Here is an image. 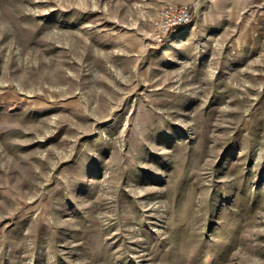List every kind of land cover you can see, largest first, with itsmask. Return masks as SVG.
I'll use <instances>...</instances> for the list:
<instances>
[{
  "label": "rangeland",
  "instance_id": "374dc122",
  "mask_svg": "<svg viewBox=\"0 0 264 264\" xmlns=\"http://www.w3.org/2000/svg\"><path fill=\"white\" fill-rule=\"evenodd\" d=\"M0 264H264V0H0Z\"/></svg>",
  "mask_w": 264,
  "mask_h": 264
},
{
  "label": "built area",
  "instance_id": "2783aa9c",
  "mask_svg": "<svg viewBox=\"0 0 264 264\" xmlns=\"http://www.w3.org/2000/svg\"><path fill=\"white\" fill-rule=\"evenodd\" d=\"M150 20L152 42L162 44L170 32L191 22V9L186 3H167L159 7Z\"/></svg>",
  "mask_w": 264,
  "mask_h": 264
}]
</instances>
